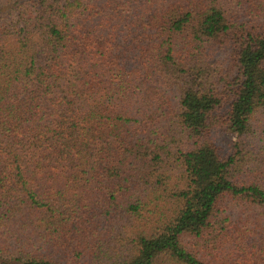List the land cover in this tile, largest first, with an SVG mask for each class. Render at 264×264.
Segmentation results:
<instances>
[{"label": "trees", "instance_id": "1", "mask_svg": "<svg viewBox=\"0 0 264 264\" xmlns=\"http://www.w3.org/2000/svg\"><path fill=\"white\" fill-rule=\"evenodd\" d=\"M260 116L264 0H0V264H264Z\"/></svg>", "mask_w": 264, "mask_h": 264}, {"label": "rangeland", "instance_id": "2", "mask_svg": "<svg viewBox=\"0 0 264 264\" xmlns=\"http://www.w3.org/2000/svg\"><path fill=\"white\" fill-rule=\"evenodd\" d=\"M258 121L255 122L254 126L256 130L264 129V117H258ZM219 143L222 146V153L227 154L228 156L231 155L230 148L233 144L237 141V138L229 133L223 134L218 138Z\"/></svg>", "mask_w": 264, "mask_h": 264}]
</instances>
